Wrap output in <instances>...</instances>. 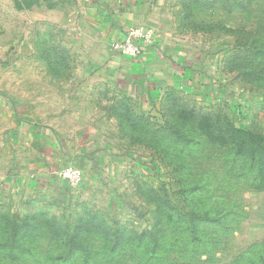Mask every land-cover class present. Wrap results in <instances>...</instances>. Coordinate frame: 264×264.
I'll return each mask as SVG.
<instances>
[{
	"label": "rangeland",
	"instance_id": "1",
	"mask_svg": "<svg viewBox=\"0 0 264 264\" xmlns=\"http://www.w3.org/2000/svg\"><path fill=\"white\" fill-rule=\"evenodd\" d=\"M90 1L0 0V264H264V0L194 3L187 63L204 83L120 115L112 173L8 190L18 133L78 75Z\"/></svg>",
	"mask_w": 264,
	"mask_h": 264
},
{
	"label": "crops",
	"instance_id": "2",
	"mask_svg": "<svg viewBox=\"0 0 264 264\" xmlns=\"http://www.w3.org/2000/svg\"><path fill=\"white\" fill-rule=\"evenodd\" d=\"M200 1L91 0L90 9L73 27V49L82 59L78 75L66 86L67 93L41 101L42 111L33 114L35 121H29L27 130L16 132L27 149L17 161L10 156L8 190L19 189L23 197L43 193L63 183L52 178L51 170L67 165L97 183L96 176L106 177L109 167L112 173L121 165L122 160L114 162L108 151L116 142L115 120L120 115L143 117L138 116V107L155 111L167 91L204 83L187 63L198 47L192 39L203 34L194 28L191 11L194 3L200 8ZM138 26L151 32L152 44L136 59L121 57L112 44ZM77 84L78 90L71 91ZM29 106L25 117L31 114ZM6 164L1 165L3 172Z\"/></svg>",
	"mask_w": 264,
	"mask_h": 264
},
{
	"label": "built area",
	"instance_id": "3",
	"mask_svg": "<svg viewBox=\"0 0 264 264\" xmlns=\"http://www.w3.org/2000/svg\"><path fill=\"white\" fill-rule=\"evenodd\" d=\"M152 42L151 32L145 27L138 26L129 29L120 41L113 43L112 48L121 57L136 59L143 54L145 46ZM55 175L71 188H78L82 183L81 172L73 167L60 169Z\"/></svg>",
	"mask_w": 264,
	"mask_h": 264
},
{
	"label": "trees",
	"instance_id": "4",
	"mask_svg": "<svg viewBox=\"0 0 264 264\" xmlns=\"http://www.w3.org/2000/svg\"><path fill=\"white\" fill-rule=\"evenodd\" d=\"M247 136H246V134L244 135V134H242V141H244L245 140V138H246ZM249 141H252V143H256V141H254V140H252V139H248Z\"/></svg>",
	"mask_w": 264,
	"mask_h": 264
}]
</instances>
